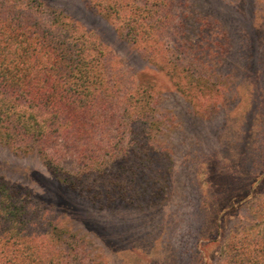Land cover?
Listing matches in <instances>:
<instances>
[{"label":"rangeland","instance_id":"rangeland-1","mask_svg":"<svg viewBox=\"0 0 264 264\" xmlns=\"http://www.w3.org/2000/svg\"><path fill=\"white\" fill-rule=\"evenodd\" d=\"M46 1L101 44L116 95L130 93L120 102L133 95L148 105L149 120L161 127L155 137L172 159L171 180L161 194L140 174L123 182L128 202L138 193L135 206L154 199L150 208H100L53 180L36 157L4 147L0 176L41 200L44 222L75 241L64 253L68 264H203L209 257L216 264L217 243L205 255L197 238L219 237L225 229L216 220L227 214L225 231L242 228L255 215L252 200L264 199V0H188L184 8L182 0H112L113 11L99 15L86 0ZM93 1L109 11L108 0ZM133 3L167 16L155 42L125 36L120 21ZM67 155L61 165L69 169ZM226 199V210L210 211Z\"/></svg>","mask_w":264,"mask_h":264},{"label":"trees","instance_id":"trees-1","mask_svg":"<svg viewBox=\"0 0 264 264\" xmlns=\"http://www.w3.org/2000/svg\"><path fill=\"white\" fill-rule=\"evenodd\" d=\"M187 2L182 0L183 8ZM114 4L108 0L109 11L93 0L85 6L99 15L110 14ZM133 7L120 21L125 36L155 42L167 16L158 17L153 9L138 11L137 3ZM77 11L83 10L77 6ZM103 52L77 22L46 0H0V147L22 159L36 157L53 180L100 208L133 203L147 209L156 201L135 206L140 197L135 193L128 202L123 182L140 174L161 194L160 186L171 180L172 159L161 137H155L161 127L149 120L148 105L133 95L120 102L130 93L116 95L118 81L112 80ZM198 64V69L204 66ZM197 84L209 89L206 80ZM62 153L73 159L71 168L61 165ZM231 200L209 204V209L226 210ZM252 202L255 215L242 228L225 231L231 220L227 214L216 220L223 223L218 229H225L219 237L197 238L205 241L200 245L205 255L206 247L217 243L216 264H264V199ZM43 206L28 189L0 176V264H68L64 253L75 241L44 222ZM74 248L78 251L79 244ZM208 261L203 264H213Z\"/></svg>","mask_w":264,"mask_h":264}]
</instances>
